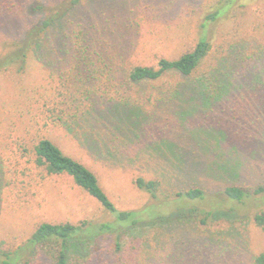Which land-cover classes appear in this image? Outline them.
I'll return each instance as SVG.
<instances>
[{
    "label": "rangeland",
    "instance_id": "374dc122",
    "mask_svg": "<svg viewBox=\"0 0 264 264\" xmlns=\"http://www.w3.org/2000/svg\"><path fill=\"white\" fill-rule=\"evenodd\" d=\"M170 1L130 0L129 4L137 5L130 28L123 26L125 10L116 18L111 12L97 11L87 23L96 36L110 18L107 31L116 27L122 34L125 60L152 65L161 56L172 58L192 48L204 17L215 6L203 8L202 0ZM240 2L253 8L258 0ZM262 8L264 11V5ZM231 15L232 11L208 26L212 44L221 43L224 32L232 30ZM3 48L0 46V52ZM63 55L57 52L54 59ZM68 56L61 59L60 67L33 59L24 74L16 69L0 72V251L21 243L40 222L113 218L68 175L38 179V169L20 156L16 143L20 139L25 142L38 135L50 138L65 154L95 173L121 210L140 209L163 201L165 196L171 200L176 192L193 184L212 193L231 184L245 188L264 184V55L247 61L233 73L227 94L194 112L186 107L183 113H177L181 108L175 105L170 112L159 114L141 108H131L132 113L125 108V113L122 104L101 99L95 110L84 111L77 119L67 115L65 122L53 123L47 109L52 107L53 93L69 65L63 62ZM205 133H211L210 141L200 151L193 137ZM212 135L221 137L219 146ZM207 164L214 166L213 173L202 170ZM138 176L161 181L156 199L137 188L134 180ZM31 179L39 181L29 185ZM260 199L258 194L240 211L230 212L229 217L235 221L226 232L200 225L197 233L179 225L184 221L174 227L177 231L172 236L141 226L140 234L151 236L145 246L115 254L125 264L135 260L137 264H254L253 257L264 249V230L251 216L259 208L251 204ZM110 248L112 237L104 236L97 239L91 251L111 260L114 255L109 254Z\"/></svg>",
    "mask_w": 264,
    "mask_h": 264
},
{
    "label": "trees",
    "instance_id": "16d2710c",
    "mask_svg": "<svg viewBox=\"0 0 264 264\" xmlns=\"http://www.w3.org/2000/svg\"><path fill=\"white\" fill-rule=\"evenodd\" d=\"M129 3L130 0H0V46L4 47L0 52V72L11 73L16 69L24 74L33 59L43 65L60 67L61 59L69 55L63 61L69 65L53 93L52 107L47 109L51 122L60 123L65 122L67 115L77 119L84 111L95 110L101 99L122 104L125 113V108L131 113V108H141L159 114L170 112L175 105L181 108L177 113H183L186 107L194 112L227 94L233 73L247 61L264 55V0H258L253 8L240 0L210 3L202 0L203 8L215 6L204 17L201 33L192 48L172 58L161 56L152 65L131 63L125 60L127 51L121 45L120 31L116 27L107 31L110 18L96 36L87 23L97 11L111 12L116 18L125 10L123 26L130 28L137 5ZM230 11L232 30L224 32L221 43L212 44L208 26ZM61 51L63 57L54 59ZM212 136L219 146L221 137ZM210 137L211 133L196 135L194 144L201 151L202 145L209 144ZM16 143L20 156L38 169V179L68 175L113 218L109 221L84 219L77 223L40 222L21 243L0 251V264H108L110 261L125 264L115 253L134 252L151 237L140 234L139 227L148 225L161 235L172 236L177 231L174 227L184 221L179 225L197 233L200 225L226 232L235 221L229 213L240 211L258 194L261 202L251 204L259 207L251 216L254 224L264 230V207H261L264 184L252 188L231 184L214 193L193 184L183 192H176L171 200L165 196L163 201L140 209L121 210L103 190L95 173L65 154L50 138L38 135ZM202 170L213 173L215 168L207 164ZM35 181L39 180H29V185ZM134 183L150 197L157 198L160 180L138 176ZM125 234L129 236L123 238ZM104 236L112 237L113 248L109 254L114 257L111 260H105L101 252L91 251L97 239ZM131 263L137 264V260ZM253 263L264 264V249L253 257Z\"/></svg>",
    "mask_w": 264,
    "mask_h": 264
}]
</instances>
